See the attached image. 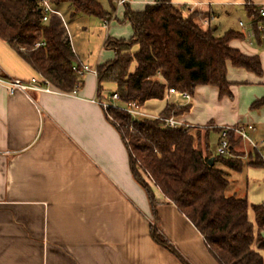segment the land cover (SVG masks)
<instances>
[{
	"label": "crops",
	"instance_id": "1",
	"mask_svg": "<svg viewBox=\"0 0 264 264\" xmlns=\"http://www.w3.org/2000/svg\"><path fill=\"white\" fill-rule=\"evenodd\" d=\"M155 2L130 0L129 5L133 11H142ZM172 3L182 8L185 16L199 11L198 25L204 30L215 28L223 35L229 30L242 32L241 28L231 27L229 21L242 14L248 17L246 4L258 7L264 0H172ZM124 11L116 12L114 19L131 27L124 20ZM109 23L105 26L108 30ZM115 30L120 34L119 27ZM132 35L131 27L126 36ZM230 45L246 55L259 56L263 75L258 77L228 62L231 95L220 97L217 87L198 86L189 104L190 111L182 119L189 124L213 123L216 128L251 125L254 127L248 130L251 138L250 134L256 133L260 126L258 138L262 140L260 143L252 140L262 150L264 107L240 114L243 96L239 90L238 97L235 96V87L256 85L246 96L248 105L264 97V47L250 45L246 38L235 39ZM72 48L81 63L92 69L115 57L114 54L112 59L93 64L81 59L73 45ZM0 76L42 81L2 39ZM104 87L116 88L112 84ZM207 88L215 92L209 94ZM97 89L94 73L84 76L83 87L76 93L54 89L10 94L0 85V264H183L152 238L155 221L147 194L132 176L129 153L120 133L96 102ZM215 94L222 108L229 107L236 116L233 125L220 117H210L204 124L195 121L197 113L207 105L206 95ZM177 102L176 96L167 95L164 100L148 101L142 110L157 116L168 103ZM157 103L162 107L155 113ZM251 147V143L242 140L235 152H247ZM225 170L229 173V195L247 198L249 218L257 228L251 207L264 203V199H255L256 193H264V166L256 167L249 162L241 171ZM238 177H242V187L236 185ZM155 195L161 202L157 209L158 230L181 256L189 264H219L193 223L176 206L166 203L159 190Z\"/></svg>",
	"mask_w": 264,
	"mask_h": 264
},
{
	"label": "trees",
	"instance_id": "2",
	"mask_svg": "<svg viewBox=\"0 0 264 264\" xmlns=\"http://www.w3.org/2000/svg\"><path fill=\"white\" fill-rule=\"evenodd\" d=\"M57 10L71 9L70 19L91 15L111 19L116 13L113 0L106 10L97 0H50ZM124 20L130 23L129 39L108 37L106 49L113 60L97 66L98 99L118 94L123 104L136 102L143 107L151 100H164L170 88L194 95L201 85L215 86L220 97L231 95L227 64L263 75L257 55H246L230 42L244 39L243 32L229 30L219 35L215 28L204 30L196 22L197 12L185 16L172 0H156L142 11L124 5ZM248 16L257 7L246 4ZM0 39L5 41L36 73L63 93L83 87L84 77L74 71L82 63L76 56L66 26L53 14L47 22L38 0H0ZM42 45L36 47V43ZM116 88L108 94L105 85ZM264 107V97L251 104L252 110ZM190 105L168 103L160 116H183ZM106 118L120 133L130 158V170L147 194L154 225V241L189 264L158 230V206L155 191L166 203L173 204L203 236L206 246L219 264H264V203L251 208L255 224L249 218L250 205L245 197L229 195V173L241 171L243 163L235 152L242 141L228 134L229 154L210 151L212 131L165 127L159 120L135 119L126 112L109 107ZM219 135L221 131L213 130ZM219 143V142H218ZM264 166V161L251 163Z\"/></svg>",
	"mask_w": 264,
	"mask_h": 264
},
{
	"label": "rangeland",
	"instance_id": "3",
	"mask_svg": "<svg viewBox=\"0 0 264 264\" xmlns=\"http://www.w3.org/2000/svg\"><path fill=\"white\" fill-rule=\"evenodd\" d=\"M97 1L101 3L104 9L110 10L111 8L110 0H97ZM113 5L117 9L116 10L117 13H120L124 9V6H119L117 4V0H113ZM60 12L62 13L65 19V22L67 25L66 30L69 34L72 45L74 46V48L80 55L81 59L88 60L89 62L93 64H96L98 61H106L114 57V52L110 49H106L104 46L107 36L112 37V38H115V37H122L125 39L130 38V36H126V34H127V30L131 32V27L125 23H120L117 19H114L115 14L112 16L111 19H108L109 21L113 19L109 23L111 27H110V30H108V27H105L106 25L104 24L103 20L100 19L99 17L91 16V15H81V17L71 20L70 19L71 9H68L67 6L62 8ZM197 13H198V16L196 18L198 20L200 18V12L197 11ZM239 19H241L245 24L248 23V17L242 14L240 16H236L234 19L229 21L230 23L229 25H231V27H233L234 29L241 28L238 25ZM118 27L121 30V32H119L120 34H118L115 30ZM115 33H117V35ZM254 46H257V45H254ZM256 88H257L256 85H253V84L252 85H237L235 87V96L238 97L237 95H239V91L242 93V96H243V99L241 100V103H240L241 104L240 114H244L248 111H251V112L253 111L251 109V103L249 105L246 104L247 103L246 96L249 95L251 92H253ZM112 91L113 89H109L108 94L111 95ZM207 92L209 94H213L212 92H215V91H213V89L211 88H207ZM206 96L207 97L205 98L207 101V105L203 107V110L197 113V118L195 119V121L197 123L204 124V121L209 119L210 117L211 118L220 117L221 121H224L226 124L233 125L236 119V116L232 114L230 108L228 107V108L223 109L222 106L220 105L222 103H218V97L216 96V94L215 96L211 95V97L209 95H206ZM108 101L111 102V99H108ZM159 107H162V105L159 104L158 107L154 109L153 111L155 113H158L160 110ZM246 122H247V119H244L243 123H246ZM191 126H193L191 131L195 133V131L198 129L202 131L203 136L205 135L206 130L212 131L210 135V140H209L210 151L213 154H217L219 135L217 133H214L213 130L217 129V132H218L221 130V128L219 127L216 128V126L213 123H208L206 125L191 124ZM261 130H262V127L259 126L257 127L256 133L250 134L252 138L254 139V141H258V143H260V141L262 140L258 138V136H260L261 134ZM236 153L240 156L243 166L248 164L249 162L252 163L258 160L264 161L263 160L264 149L261 150L260 148L258 149L252 146L251 149H249V151L247 152L237 151ZM241 178L240 177L236 178L237 180L236 185L238 187L243 186ZM230 190L231 189L227 191V194L231 193ZM255 195H257L256 196L257 198H255L257 200L264 199V193L262 192H258Z\"/></svg>",
	"mask_w": 264,
	"mask_h": 264
},
{
	"label": "built area",
	"instance_id": "4",
	"mask_svg": "<svg viewBox=\"0 0 264 264\" xmlns=\"http://www.w3.org/2000/svg\"><path fill=\"white\" fill-rule=\"evenodd\" d=\"M39 5L41 7L43 21L47 22L51 15L57 14L65 24V19L62 13L57 10L50 0H38ZM130 0H117V4L119 6H124L129 3ZM104 24L107 25L109 23L108 19H104ZM239 26L242 29L244 34V38L247 39L250 45H257L260 47H264V4L257 7V12L248 16V23L245 24L242 20L239 21ZM42 45V43L38 42L35 44L36 47ZM74 71L79 77H84L87 73H94L97 75L96 69H92L87 64H82L81 66L75 65L73 67ZM0 85L5 87L10 94H13L17 91H22L26 93L31 92H53V88L50 83L46 80L41 82L37 80L31 81H22L20 79H13L4 76H0ZM74 91L72 93H76ZM167 95L176 96L178 102L175 104L177 106H185L189 105L192 101V94L186 91H180L174 88H170L168 90ZM111 99V102L108 101ZM108 99H97L96 102L105 110L109 107L118 108L127 114L131 115L135 119L139 118H147L153 120H159L165 127L178 129H192L193 126L191 124L185 122L181 116L172 115L169 117H162L160 115L153 116L143 112L142 107L139 106L136 102L123 104L120 102V97L118 94H114L109 96ZM120 103V104H119ZM248 130H254V127L249 125L247 127L244 126H224L221 128L220 140L218 144V154L219 155H228L229 154V140L228 134L233 132L236 137L241 138L252 144L253 147L258 148V145L252 140V138L248 135ZM264 159V158H263Z\"/></svg>",
	"mask_w": 264,
	"mask_h": 264
}]
</instances>
